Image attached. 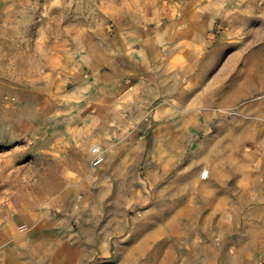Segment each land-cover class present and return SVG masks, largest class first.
<instances>
[{
  "label": "crops",
  "instance_id": "0c3cea01",
  "mask_svg": "<svg viewBox=\"0 0 264 264\" xmlns=\"http://www.w3.org/2000/svg\"><path fill=\"white\" fill-rule=\"evenodd\" d=\"M173 65L126 23L100 55L97 101L66 89L88 93L87 121L68 118L62 156L90 162L65 164L50 208L0 232V264H264V135L246 149L238 121L197 131L179 115ZM95 146L105 158L92 165Z\"/></svg>",
  "mask_w": 264,
  "mask_h": 264
},
{
  "label": "rangeland",
  "instance_id": "374dc122",
  "mask_svg": "<svg viewBox=\"0 0 264 264\" xmlns=\"http://www.w3.org/2000/svg\"><path fill=\"white\" fill-rule=\"evenodd\" d=\"M126 23L171 52L168 82L197 131L238 121L246 149L252 132L264 135V0H0V232L50 208L65 164L90 162L62 156L68 118L87 121L88 93L65 91L82 84L97 101L100 55Z\"/></svg>",
  "mask_w": 264,
  "mask_h": 264
},
{
  "label": "built area",
  "instance_id": "2783aa9c",
  "mask_svg": "<svg viewBox=\"0 0 264 264\" xmlns=\"http://www.w3.org/2000/svg\"><path fill=\"white\" fill-rule=\"evenodd\" d=\"M91 153L93 155L92 162L98 164L102 162L105 158L103 150L99 146L91 148Z\"/></svg>",
  "mask_w": 264,
  "mask_h": 264
}]
</instances>
